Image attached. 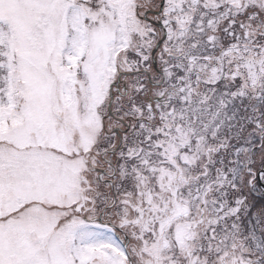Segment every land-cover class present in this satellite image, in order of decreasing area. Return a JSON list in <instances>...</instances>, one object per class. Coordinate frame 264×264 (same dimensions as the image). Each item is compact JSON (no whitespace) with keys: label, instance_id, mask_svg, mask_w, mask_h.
<instances>
[{"label":"snow or ice","instance_id":"obj_1","mask_svg":"<svg viewBox=\"0 0 264 264\" xmlns=\"http://www.w3.org/2000/svg\"><path fill=\"white\" fill-rule=\"evenodd\" d=\"M0 264H264V0H0Z\"/></svg>","mask_w":264,"mask_h":264}]
</instances>
